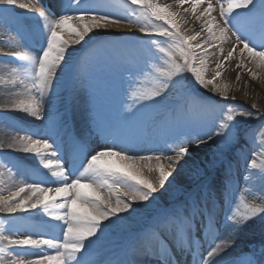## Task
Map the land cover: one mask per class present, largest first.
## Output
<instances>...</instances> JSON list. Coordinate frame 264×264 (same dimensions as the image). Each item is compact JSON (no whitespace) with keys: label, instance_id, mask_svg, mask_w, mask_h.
Segmentation results:
<instances>
[{"label":"snow or ice","instance_id":"snow-or-ice-1","mask_svg":"<svg viewBox=\"0 0 264 264\" xmlns=\"http://www.w3.org/2000/svg\"><path fill=\"white\" fill-rule=\"evenodd\" d=\"M13 6L34 11L39 21L34 32L18 28L19 41L38 36L42 43L39 55L27 51L14 55L18 63L12 73H29L30 80H13L11 87L21 89L14 95L21 98L0 104V108L11 107L36 120H48V124L33 130L5 120L3 128L12 135L0 141V165L9 174L16 171L18 164L3 149L19 150L49 169L53 179L33 169L31 182L9 189L7 195L0 188V213L10 217L0 219V264H103L91 256L108 230L126 219L122 214L132 217L138 211L136 205L147 207L157 199L156 193L169 190L188 163L181 164V160L191 155L192 145L209 147V167L224 174L219 189L208 181L206 170L196 167V174L203 175L197 190L188 192L179 206L155 216L133 238L120 264H185L197 244L196 264H221L240 234L251 227L250 222L264 224V205L249 204L242 196L237 203L232 180L236 157L237 164L240 158L245 161L246 188L256 179L264 182V167L253 158L264 157V125L245 131L238 119L260 118L264 113L256 103L251 105L257 109L255 114L224 103L235 96L229 97L232 88L222 79L228 68L239 70L237 84L245 72L254 81L264 77V0H216L215 5L213 0L164 4L158 0H67L58 18L41 0H0V13L10 12ZM189 15L199 23L198 30L185 28ZM122 26L135 27L139 43L94 40L81 65L79 82L89 77L93 65L122 49H132L134 63L127 68L124 92L131 103L125 108L127 102H121L114 115L97 112L93 106L90 120L105 147L93 148L86 139L72 137L66 148V122L59 112L53 119L46 108V103L60 99V72L68 64L70 51H76L74 46ZM243 86L249 87L247 83ZM201 90L219 99L210 101ZM173 94L182 95L186 111L197 110L200 130L167 133L166 151L133 152V143L123 138V129L140 121L149 110L167 109ZM174 123L191 126L180 118ZM246 140L252 143L251 156H244L242 141ZM145 169L155 172V179L145 175ZM258 198L264 200V191ZM37 209L41 218L27 225L25 238H19L17 233L24 225H18L15 214H36ZM221 227L229 230L226 236L221 237ZM231 264H264V233L258 242L249 244L247 252L233 257Z\"/></svg>","mask_w":264,"mask_h":264},{"label":"bare ground","instance_id":"bare-ground-1","mask_svg":"<svg viewBox=\"0 0 264 264\" xmlns=\"http://www.w3.org/2000/svg\"><path fill=\"white\" fill-rule=\"evenodd\" d=\"M62 2L64 0H61ZM41 2L48 8H54L57 10L58 5L53 4V0H41ZM61 2V3H62ZM99 2H106V0H99ZM109 3V2H106ZM161 4L164 3H173L170 1L160 2ZM187 7V5H185ZM15 9L22 11L25 8L15 7ZM31 13L34 23L39 26V21L34 13V11L28 9ZM219 19V15L213 13ZM191 16V15H190ZM192 17V16H191ZM194 19V18H193ZM28 23V22H27ZM22 30V28H21ZM26 25L23 26V31H27ZM120 34H139L138 30L135 27H127L122 26L118 30H113L109 33H100L94 34L97 35H120ZM93 35V36H94ZM87 39V38H86ZM94 38L89 40L87 44L76 45L74 46L76 51H70V55L68 57V62L72 63L71 65H64L63 70L60 72V80L57 82L58 84V93L60 96L59 100H54L52 103H46V108L50 116L54 119L56 118V114L59 112L63 117V120L66 122V135L64 139L66 141V148H67V141L72 138H80L86 139L91 147L93 148H103L105 147L103 138L96 132L95 128L92 126V123L89 119L88 113L85 109L81 106L85 103L84 101V90L81 87L79 90L76 87V78L77 72L76 65L78 60H81L82 55L85 51L89 48V45L92 44ZM2 43L0 45V49L5 51L7 48H10L12 51L11 55H4L0 54V58L8 59L9 64H3L2 70H0V104H4L6 102L15 101L21 97L14 95L17 91H21V89H14L11 87V82L13 80L19 81L23 80L25 83H28L30 80V74L20 71L18 73H12V68L16 66L18 63L13 59L15 54H22L24 52H29L31 55H39V48L41 46L40 39H26L25 41H19V38L16 35H13V38L10 41H0ZM227 47V46H226ZM0 50V51H1ZM73 61V62H72ZM5 66V67H4ZM234 67V65H233ZM237 71H233L232 68H228L225 72V76L222 78L225 83H228L231 88L237 91V96L235 97V102H241L251 105L256 103L258 105L259 111L264 113V77H261L258 80H252L250 75L245 72L242 74V79L237 84L235 77L237 75ZM250 78V79H249ZM247 83L249 87L245 88L243 85ZM114 109L107 107L106 110L102 111L103 113H110L114 115ZM29 120L26 123L25 129H38L46 124H48V120H36L35 118L28 117L26 114L21 113L20 111L14 108H0V141L7 140L12 133L5 130L3 128V122L5 120L11 121L13 123L19 124L22 128V124L25 120ZM142 119L130 126H126L123 129V138H126L130 142L133 143L132 151L138 154H143L142 152V144L146 141L145 140V131L148 130L151 125L155 126L154 123L149 120L147 124L142 125ZM24 125V124H23ZM6 131V132H5ZM23 131L19 132V135H24ZM206 148L208 146H201L198 148L197 152L200 153L202 156L207 154ZM6 150L18 153L19 157H15L12 154H8V159L12 160L13 162L18 164V169L14 171L12 174H9L8 169L6 166L0 165V172L4 173L2 177H0V188L4 189V194L7 195L9 189H15L22 183L31 182L33 180V175L31 170L38 169L40 173L46 175L49 180L53 179L50 175L49 169H46L41 165L38 160L34 159L31 154H25L19 150L14 149H7ZM206 157V156H204ZM55 160V157H53ZM144 174L150 176V178L155 179V173H149L148 171L144 170ZM187 177H182L180 183L173 182V185L169 188L167 192L161 190L160 192L156 193L157 199L155 200L156 205H160L158 210H154L148 212L149 215V224L151 223L152 219L159 214V212L164 209L170 210L174 206H179L183 200L179 203H172L171 205H166V200L169 198H175L178 195H181L183 189L185 190V183L187 182ZM201 184V183H200ZM198 184V185H200ZM198 185L193 189H188V192H192L197 190ZM186 193V194H187ZM138 208L137 213H135L132 217H127V214H122L126 217L123 221L118 222V226H112L107 235L102 239L99 244L98 251L91 256V259L94 261H103V264H120V261L126 259V252L129 248V245L132 243L133 238L141 232V230L145 229L147 226L142 228V219L145 213L142 211L143 207L140 205H136ZM39 209L33 212H20L16 213L15 217L18 222V225H24V227L20 228V232L17 233L19 238H25L24 233L29 231L26 227L30 224H35L37 220L41 217L37 215L39 213ZM0 217L4 218L5 220L9 219L8 214L0 213ZM43 219H49L48 217H43ZM50 223H56L55 221L49 220ZM107 223V222H106ZM8 225H5V229H7ZM35 238V234H34ZM130 242V244H128ZM204 247H207V243H205ZM51 251V250H49ZM194 252L195 254H189L186 257L185 264H196L199 260L198 253L200 252L199 245H194ZM193 255V256H192Z\"/></svg>","mask_w":264,"mask_h":264},{"label":"rangeland","instance_id":"rangeland-1","mask_svg":"<svg viewBox=\"0 0 264 264\" xmlns=\"http://www.w3.org/2000/svg\"><path fill=\"white\" fill-rule=\"evenodd\" d=\"M174 2V0H158V2ZM106 2L112 3L114 0H106ZM215 5L216 0H213ZM65 9L54 14L55 17L58 18L59 15L63 14ZM218 14V13H215ZM28 22V23H27ZM27 27L28 32H34L38 27L34 23L31 13L28 9H24L19 11L15 9V6L12 7L11 11L8 13H0V41H10L13 38V35H16V31L18 28H22L23 26ZM185 28L189 31L192 29H199V23L194 22L193 17L190 15L187 17V23L185 24ZM17 36V35H16ZM120 37H133L134 40L129 41L127 38H122V40L129 41L133 44L139 43L137 41V34H125V35H97L93 36L94 40L103 39V40H120ZM38 36H35L33 39H38ZM259 41H257L258 43ZM2 43H0L1 45ZM1 50V49H0ZM12 51L10 48L7 50L0 51V54L11 55ZM89 53L86 51L85 54L82 55L81 60L75 61L76 65V87L79 90L81 87L84 90V101L85 103L81 105L85 111L89 115L93 106L97 112L102 113V111L106 110L107 107L115 108L121 105V102L126 101L124 103V107L127 108L128 104L131 101H128V98L124 95L125 89L128 87V77L129 73L127 68L133 66V57L135 56V51L132 49L128 50H120L119 52L113 53L111 59L97 63L93 65L90 69V75L87 79L83 81L81 84L79 80L82 78L80 76V68L82 63L85 61ZM7 62V63H5ZM73 62V61H72ZM3 64H9L8 59L0 58V70L4 69ZM72 63L68 62V65ZM5 67V66H4ZM250 79V78H249ZM264 90V89H263ZM202 94L208 98L210 101L218 100L219 97H213L211 92H204L201 90ZM93 96L95 100L93 101ZM237 96V91L233 90L229 92V97ZM224 103L230 105H238L240 108L245 110L246 112L256 113L257 109H253L249 106V104L235 102L232 99L225 101ZM188 120L191 122L190 127L176 126L174 121L177 119ZM142 125L147 124L149 120L153 123L155 122V126L151 125L149 129L145 131V142L142 144V153L149 154L153 151H166L167 149L164 146V139L166 138V134L175 131L177 133H191L199 131V123L201 121V117L198 115L196 109H188L185 110L184 100L182 95L173 94V96L169 100V107L167 109H156L149 110L144 113L142 116ZM240 120L239 127L244 129L245 131L249 129H256L258 126L264 125V116L257 118L256 115L249 117L248 119L238 118ZM91 121V120H90ZM29 122V120H26ZM254 122V123H253ZM6 132V131H5ZM244 143V156H251L252 154V143L251 141H242ZM205 146V145H202ZM207 146V145H206ZM191 155L185 157L181 160V164H184L185 160L188 163L185 165V168L181 170V174L178 177L175 183H180L182 177H187V183L185 185V190L181 195H178L175 198L167 199L166 205H171L172 203H179L181 200L185 199L186 193L188 189H193L198 184L203 182V175H197L195 172V168L199 167L202 170H206L207 178L210 183H212L215 189H219L221 183L223 182L224 174L222 171L209 167L212 161V155L209 148H206L207 154L202 156L197 152L198 148L194 145L189 146ZM258 151V149H256ZM4 152L12 154L15 157H19L18 153L10 152L6 149H3ZM256 159V162L259 166L264 167V157H253ZM236 157H233V170H232V180L234 187L237 189L236 191V201L238 203L240 197L242 196L244 200L249 204H255L257 206L264 205V200L259 199V195L262 191H264V182H261L259 179H256L250 188H246L245 182L243 180L245 171H244V159L240 158L239 163H235ZM154 164V161L151 162ZM147 171V169H145ZM258 172L257 170H254ZM155 173V172H152ZM156 174V173H155ZM175 174V173H174ZM143 207V206H142ZM160 205H156V202L150 203L147 207H143V212L145 215L142 219V228L149 224L150 219L148 218V212L158 210ZM219 208V204H217ZM235 207V205H234ZM162 209L160 212H163ZM242 210V209H241ZM159 212V213H160ZM0 219H4L0 217ZM251 227H249L246 231L240 234V238L237 240L236 245L233 249H229L228 253H226L221 261V264H231V259L241 252H247L249 249V244L252 242H258L261 239V234L264 233V224H262L259 220L255 222H250ZM229 230L225 228H220L221 237L226 236ZM219 242V241H218ZM207 248V247H206ZM205 248V249H206Z\"/></svg>","mask_w":264,"mask_h":264},{"label":"trees","instance_id":"trees-1","mask_svg":"<svg viewBox=\"0 0 264 264\" xmlns=\"http://www.w3.org/2000/svg\"><path fill=\"white\" fill-rule=\"evenodd\" d=\"M254 123V122H253Z\"/></svg>","mask_w":264,"mask_h":264}]
</instances>
